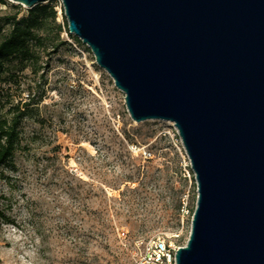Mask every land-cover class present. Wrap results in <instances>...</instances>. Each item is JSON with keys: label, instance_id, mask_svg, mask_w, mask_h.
Here are the masks:
<instances>
[{"label": "rangeland", "instance_id": "374dc122", "mask_svg": "<svg viewBox=\"0 0 264 264\" xmlns=\"http://www.w3.org/2000/svg\"><path fill=\"white\" fill-rule=\"evenodd\" d=\"M53 3L65 45L37 73L0 84L16 104L33 99L1 169L0 264H135L158 235L178 234L173 242L186 246L198 193L178 130L131 118L125 94ZM18 6L6 0L0 16Z\"/></svg>", "mask_w": 264, "mask_h": 264}, {"label": "water", "instance_id": "95a60500", "mask_svg": "<svg viewBox=\"0 0 264 264\" xmlns=\"http://www.w3.org/2000/svg\"><path fill=\"white\" fill-rule=\"evenodd\" d=\"M61 1L131 118L178 130L198 198L175 264H264V0Z\"/></svg>", "mask_w": 264, "mask_h": 264}, {"label": "trees", "instance_id": "16d2710c", "mask_svg": "<svg viewBox=\"0 0 264 264\" xmlns=\"http://www.w3.org/2000/svg\"><path fill=\"white\" fill-rule=\"evenodd\" d=\"M54 0L39 4L21 17V6L13 14L0 16V84L11 86L18 74L41 70L40 63L65 45L61 40L63 27L57 22ZM6 5V0H0ZM8 96V91H7ZM0 88V180L1 169L15 156L21 143V124L25 110L32 104L14 103ZM183 203L181 204V210ZM195 209L192 210L194 213ZM0 218L6 217L0 211ZM183 247V246H181Z\"/></svg>", "mask_w": 264, "mask_h": 264}, {"label": "built area", "instance_id": "2783aa9c", "mask_svg": "<svg viewBox=\"0 0 264 264\" xmlns=\"http://www.w3.org/2000/svg\"><path fill=\"white\" fill-rule=\"evenodd\" d=\"M181 212L183 217L190 214L187 201L183 202ZM177 238H179L178 234H173L170 238L163 235L151 238L144 245L143 251L135 264H175L176 252L181 248L173 242Z\"/></svg>", "mask_w": 264, "mask_h": 264}]
</instances>
